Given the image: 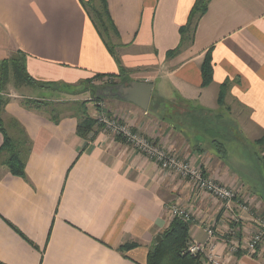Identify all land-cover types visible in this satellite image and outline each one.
I'll return each mask as SVG.
<instances>
[{
  "label": "crops",
  "instance_id": "1",
  "mask_svg": "<svg viewBox=\"0 0 264 264\" xmlns=\"http://www.w3.org/2000/svg\"><path fill=\"white\" fill-rule=\"evenodd\" d=\"M105 1L118 33L111 38L115 57L95 29L89 0H0V63L20 53L33 81L54 85L14 88L11 80L0 93L8 100L0 112V147L5 134L28 150L22 177L9 172L0 153V263L146 264L176 205L191 213L188 243H205V229L212 228L210 242L221 264H264V241L255 254L229 251L228 229H238L242 247L257 231L254 220L264 215L261 194L242 183L206 134L212 128L218 139L230 134L228 128L239 143L261 150L255 141L264 135V0H207L184 38L180 30L196 0ZM209 50L212 81L201 87L200 67ZM122 79L128 82H115ZM87 82L100 85L102 99L87 103L91 118H122L206 177L236 187L237 197L255 203L254 214L243 211L238 199L225 205L187 180L161 173L109 132L83 140L73 113L50 115L44 106L24 104L65 101L59 94ZM135 82L152 87L146 111L123 100L141 90ZM84 91L79 101L90 99V88ZM262 158L264 167V151ZM127 243L134 247L117 250Z\"/></svg>",
  "mask_w": 264,
  "mask_h": 264
},
{
  "label": "trees",
  "instance_id": "2",
  "mask_svg": "<svg viewBox=\"0 0 264 264\" xmlns=\"http://www.w3.org/2000/svg\"><path fill=\"white\" fill-rule=\"evenodd\" d=\"M98 2L99 7L95 8L94 3ZM91 9V20L97 30L99 36L103 40L105 47L109 54L115 57V45L111 43L112 37H118V33L113 26L105 0H89L88 6ZM207 7V0H196L194 6L188 16L187 23L180 30L182 37L184 38L186 32H190L195 29L197 21L204 14ZM179 47L169 51L168 56H173L178 53ZM23 55L18 53L10 59L4 60L0 63V93H3L6 86L9 85L12 80L13 87L18 88L19 86H40L42 88H51L54 85H38L33 81L26 73L23 64ZM201 71V87L208 86L212 81V66L210 58V50L205 54L204 60L200 67ZM123 73V71H121ZM102 76H95L94 79H101ZM227 84H223L220 87L218 94V102L222 103L224 100V93ZM8 100L0 96V112ZM73 105H69L67 110H73L74 117L77 118V135L83 140L91 141L94 136L103 129L101 125H97L94 118H91L87 114L86 104L87 101H78ZM24 104L26 107H40L44 106L46 112L50 115L56 113V109L51 104L44 101L37 100H25ZM59 112V111H58ZM56 115V114H55ZM54 117V116H53ZM58 117H55V120ZM60 118V117H59ZM1 126V124H0ZM2 130V129H1ZM215 134V133H214ZM119 139V137H116ZM218 149V153L224 157L220 144L215 143ZM256 145L261 147L260 159L263 161L262 153L264 151V135L259 140L255 141ZM13 143L5 134H3V144L0 147V153L6 154L4 165L7 167L12 175L22 177L24 175V163L28 155L26 145ZM262 195V196H261ZM260 198L264 205V195L261 194ZM19 233V232H18ZM26 241H28L21 233H19ZM160 243L154 245L147 255L146 264H201L203 261L201 256H192L185 252V248L188 244V226L185 222L178 218H173L169 226L160 235ZM133 244H124L117 248L118 251L129 250L133 248ZM2 264V263H0Z\"/></svg>",
  "mask_w": 264,
  "mask_h": 264
},
{
  "label": "built area",
  "instance_id": "3",
  "mask_svg": "<svg viewBox=\"0 0 264 264\" xmlns=\"http://www.w3.org/2000/svg\"><path fill=\"white\" fill-rule=\"evenodd\" d=\"M94 119L103 127L102 130L119 137L139 154L153 162V165L161 173L179 176L181 179L187 180L196 190L207 193L213 199L225 203V205L236 199L238 194L236 189L220 185L206 177L199 167L192 166L189 162L177 158L158 144L147 139L126 124L122 118L100 113ZM241 208L243 211L247 210L245 206H241ZM169 212L172 218H178L183 222L191 220V213L179 206H171ZM254 222L257 224V231L245 242L243 247L236 239L238 229L233 227L227 230L225 240L229 244L231 253H236L239 249L246 250L250 254L256 253L259 245L264 241V215L256 217ZM205 233L207 235L205 243H188L185 252L195 257L201 256L204 264H221V256L213 253L214 247L210 242L215 236L214 230L207 228Z\"/></svg>",
  "mask_w": 264,
  "mask_h": 264
},
{
  "label": "rangeland",
  "instance_id": "4",
  "mask_svg": "<svg viewBox=\"0 0 264 264\" xmlns=\"http://www.w3.org/2000/svg\"><path fill=\"white\" fill-rule=\"evenodd\" d=\"M94 7L95 8L99 7V4L97 1L94 3ZM89 11H91V9ZM115 82L120 83V84H124L128 81L122 79V80H115ZM88 83L89 82H87L81 88L78 87L77 90L66 91L67 93L59 94V97L65 99V101L63 100V101L56 102V103H51V102L50 103L46 102V103L51 104V106L55 107V109H56L55 114L56 115L57 114L58 115L70 114V113H72L73 110H71V111L67 110V107L69 105L75 104L76 102L79 103L78 101L80 99H83L84 97H86L87 92L84 91V89H89V88L92 91V94L89 97L90 99H87L85 101L91 102V103H97V102L101 101L102 100L101 97H97V92H96L97 85H99V84H88ZM30 95L36 96V97L37 96L47 97L49 94H47L45 92L42 93V92L32 91V92H30ZM73 98H76V100H70ZM200 122H202V121H194L193 123L200 126L199 125ZM96 123H97V125H99V123L97 121H96ZM193 128L196 129V127H193ZM206 130H207V132L205 131L206 134H208L214 140V143L220 144V149H222L224 156H226V158H225L226 162L230 166H232L236 172H238V176L242 180V183L245 186H247V185L251 186V188L256 190V192L264 195V167H263V163H262L260 156H259L261 150L257 151V149L254 146L239 143L238 139H237V135L232 133V131H230V129H228V128H226V130L229 131L230 134L225 133L226 138H225V136H222L218 139L216 138L217 135H219L218 132H214V130L212 128L210 130L209 129H206ZM209 136H207V137H209ZM215 148H216V151L218 152L219 148L218 149H217V147H215ZM259 148L261 149V147H259ZM242 183L240 182V184L237 183L236 185L239 187V185H241ZM247 189H249V188H247ZM259 198L255 199L253 197L255 202H256V200L261 199V198L260 199ZM237 199L240 202L238 204H240L241 206H245L249 213L254 214L255 209H253L252 207H253V204H255V203L252 202L253 203V204L251 203L252 205L248 204V201L245 203L244 200L241 198V196H239V197L236 196V200ZM249 203H250V200H249ZM259 209L264 210L263 203L260 205ZM261 216H263V215H261Z\"/></svg>",
  "mask_w": 264,
  "mask_h": 264
},
{
  "label": "water",
  "instance_id": "5",
  "mask_svg": "<svg viewBox=\"0 0 264 264\" xmlns=\"http://www.w3.org/2000/svg\"><path fill=\"white\" fill-rule=\"evenodd\" d=\"M135 88L141 89L137 94L131 95L129 92L128 97L124 98L123 100L133 103L134 105L138 106L142 110H147L148 104H149V99H150V94H151V85L148 83H137L135 82L133 84ZM156 244L160 243L161 237L157 236L156 239Z\"/></svg>",
  "mask_w": 264,
  "mask_h": 264
}]
</instances>
